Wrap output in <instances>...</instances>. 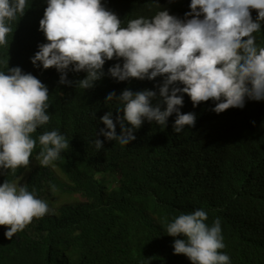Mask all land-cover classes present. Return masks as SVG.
<instances>
[{"label": "trees", "instance_id": "1", "mask_svg": "<svg viewBox=\"0 0 264 264\" xmlns=\"http://www.w3.org/2000/svg\"><path fill=\"white\" fill-rule=\"evenodd\" d=\"M190 2L101 0L121 27L162 10L190 19L185 16ZM46 7L47 0H26L25 14L10 25L7 46L0 45V71L20 67L36 76L49 90L50 105L49 122L32 134L37 144L29 166L0 169V184L16 183L37 161L38 136L44 131H58L69 147L50 165H38L24 185L37 199L50 196L55 213L11 240L0 231V264H192L185 255L174 254V240L184 237L167 235L166 224L195 210L206 212L209 227L220 220L225 247L219 251L229 256V264H264V100L245 98L243 108L218 114L213 100L193 107L183 94L180 112L194 113V126L174 132L173 113L166 126L145 119L127 145L107 140L100 134L105 129L100 117L111 111L115 122L123 105L116 99L105 102L106 96L148 89L158 97L163 77L118 81L108 69L123 61L113 59L105 62L104 76L90 89L76 87L87 74L71 66V83L61 84L54 67L45 70L31 62L38 46L47 43L39 30ZM251 15L255 21L258 13L252 10ZM253 36L257 47H264V21ZM116 133L121 134L119 123ZM95 139L103 142L100 150ZM57 192L78 201L60 206L54 199Z\"/></svg>", "mask_w": 264, "mask_h": 264}, {"label": "clouds", "instance_id": "2", "mask_svg": "<svg viewBox=\"0 0 264 264\" xmlns=\"http://www.w3.org/2000/svg\"><path fill=\"white\" fill-rule=\"evenodd\" d=\"M189 7L185 16L190 19L181 20L162 10L151 19H132L121 27L119 17L101 0H47L39 22L47 43L38 46L31 62L45 70L54 67L61 74V84L71 83L67 80L70 66L74 72H86L76 82L81 89L94 87L104 76L105 62L113 59L123 61L108 69L118 81L163 77L157 85L158 97L148 89H125L119 96L115 92L106 96L105 102L116 99L123 105L117 109L122 115L115 122L111 111L100 117L105 125L100 134L121 145L136 139L133 132L145 119L166 126L175 113L174 132L194 126L195 114L180 112L183 94L193 107L213 100V111L218 114L243 108L245 98L264 100V47L258 48L253 36L264 21V0H191ZM25 9L26 0H0V45L7 46L10 25ZM252 10L258 13L255 21ZM48 97L47 86L20 67L0 71V169L29 166L37 144L32 134L50 120ZM161 105L166 107L162 110ZM38 142L40 166L50 165L69 147L56 130L44 131ZM94 143L98 150L103 147L100 139ZM48 212V204L25 186L7 180L0 184V226L7 229V239ZM206 220L205 211L195 210L166 224L167 235L184 237L174 240V254L185 255L192 264H229V256L219 251L225 247L220 220L211 227Z\"/></svg>", "mask_w": 264, "mask_h": 264}, {"label": "rangeland", "instance_id": "3", "mask_svg": "<svg viewBox=\"0 0 264 264\" xmlns=\"http://www.w3.org/2000/svg\"><path fill=\"white\" fill-rule=\"evenodd\" d=\"M39 165V162L34 161L31 165V167L29 169L26 170V172L16 181L15 184H17V186H24L26 183V179L28 177V175ZM57 175H60V172L58 170H55ZM61 177V176H60ZM54 199L56 204L58 205H66V204H72V203H76L78 200L77 199H69V197L65 194H59V192H57L54 195ZM44 202H46L48 204L49 207V212L48 213H55L56 208L52 206L53 203V199H50V196H47L44 200ZM48 213H46L45 215H47ZM44 215V216H45ZM39 218H33L32 222L30 224H28L25 228H29L31 225H33ZM0 231H7V229L4 226H0Z\"/></svg>", "mask_w": 264, "mask_h": 264}]
</instances>
